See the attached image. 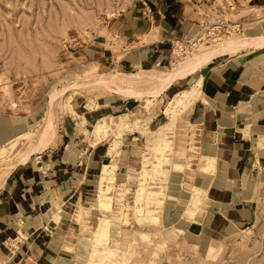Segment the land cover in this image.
I'll return each instance as SVG.
<instances>
[{
    "label": "rangeland",
    "instance_id": "rangeland-1",
    "mask_svg": "<svg viewBox=\"0 0 264 264\" xmlns=\"http://www.w3.org/2000/svg\"><path fill=\"white\" fill-rule=\"evenodd\" d=\"M153 1L157 2L0 0V127L12 124L21 129L13 137L17 140L12 150L0 154V179L17 162L16 156L37 142L48 125L51 124V140L69 122L83 142L93 144V126L107 122L113 129L97 143H105L108 150L116 139V122L122 115L128 126L118 139L115 183L110 191L112 208L106 214L110 222L109 244L127 251L133 247L125 264H158L165 259L173 264H264L262 246L258 244L251 250L248 230L242 232L240 242L233 238L230 242L209 245L205 254L208 259L201 256L199 246L195 253L188 248L191 236L184 228L188 218L184 209L192 184L189 172L193 171L192 163L196 160L192 156L190 165L185 162L195 149V128L190 124L189 112L198 95L188 105H176L175 122L165 129L171 143L170 149L164 151L168 156L167 179L163 182L157 178L165 185L164 202L157 209L160 221H144L139 225L134 208L141 170L144 164L151 168V163L156 161L153 144L158 129L170 121L163 110L176 92L193 82L189 76L192 73L184 72L176 76L167 90L159 92L158 84L147 74L176 70L187 56L216 45L219 37L227 40L263 33L264 0H179L178 10L184 9L185 17L194 24V33L187 37L173 36L163 59L144 69L124 71L117 65L129 46L123 45L122 23L137 8H142L143 15H153L156 6ZM12 140L0 144V149ZM104 160L97 169L85 172L89 179L86 190L78 195L71 211L78 233L76 258L72 259L75 264H87L92 257H103L98 252L95 256L91 254L97 246L92 230L102 214L97 207L95 181ZM151 185L157 188L158 184L149 177L146 186ZM135 229H152L150 241L138 238L130 245Z\"/></svg>",
    "mask_w": 264,
    "mask_h": 264
},
{
    "label": "crops",
    "instance_id": "crops-1",
    "mask_svg": "<svg viewBox=\"0 0 264 264\" xmlns=\"http://www.w3.org/2000/svg\"><path fill=\"white\" fill-rule=\"evenodd\" d=\"M156 1L150 17L137 8L122 23L123 45L129 46L117 65L124 71L163 59L173 36L195 31L184 9L179 12V0ZM185 73H192L193 82L201 78L189 112L196 135V161L189 173L192 185L204 189L206 196L183 225L192 238L188 248L195 253L199 246L208 259L209 245L233 238L240 242L248 230L251 250L260 244L264 255V46L217 53ZM17 128L0 127V144L18 135ZM82 140L66 122L55 140L15 162L0 179V264H75L78 233L71 211L86 190L85 172L97 169L107 155L105 143ZM208 157L215 164L210 173L199 169ZM70 199L69 212H62ZM158 264L173 263L165 259Z\"/></svg>",
    "mask_w": 264,
    "mask_h": 264
},
{
    "label": "bare ground",
    "instance_id": "bare-ground-1",
    "mask_svg": "<svg viewBox=\"0 0 264 264\" xmlns=\"http://www.w3.org/2000/svg\"><path fill=\"white\" fill-rule=\"evenodd\" d=\"M195 37H193L192 40H195ZM218 39H219V41L216 45H211V46L209 45V47L206 48V50L202 51L201 53L195 54L192 56L191 55L187 56L185 59L183 58L184 60L181 62V64H178L180 66H179V68L177 67L176 70L175 69H171L168 71H160L159 70V71L153 72L151 74L149 73V74H147V76H149L150 79H154L156 81V83L158 84L157 88H158L159 92L165 91L171 86L173 80H175L177 75H180L181 73L183 74V72H185V71L196 70V68L201 66L203 64V62L207 61L211 56H213L217 53H223V52L229 51L231 49H236V48H239V46L242 47V45L244 46V45L255 44V45L264 46V33L248 35V36L240 35L239 37H234V38H230L227 40H224L222 37H219ZM120 73L124 74L123 72H120ZM133 76L137 77L136 73H134ZM139 77H141V76H139ZM93 81L94 82H98V81L102 82V80H98V79H93ZM200 83H201V78H198L188 88L181 89L178 92H176L171 99L169 98L170 100L168 101L167 106L163 110V114H165L166 117H168L170 121L167 122L166 124L161 125V127L158 129V136L156 138V144L155 145L153 144V147L155 146L154 153H156L155 154L156 161H153L151 163V168H146V166H145L146 164H144L143 169L141 170V173H140L139 187L137 186L138 187L137 191L135 190L136 191V197L134 199L135 202L134 201L133 202L135 203L134 208H135V213H136V219H137V221H139L138 222L139 225L144 221H148V222L152 221L153 223L160 221V214L157 211V209L164 202L165 192L163 189H164L165 185L162 186V184H160V182L157 181V178L159 180L161 179L163 182H165L167 179L168 171H169V167L166 166V164L168 163L167 162L168 156L165 155L164 151L170 149V143H171V139L168 138L167 136H165V129L167 130V128L170 125L173 126L172 124L175 122V116L174 115L176 113V109H175L176 105H181V106L188 105L197 97V95H199ZM116 87H118L117 88L118 91L124 92L123 88H121L120 86H116ZM55 95H56V92L52 93L53 98L55 97ZM119 119H120V121L116 122V125H117L116 126L117 132H115L116 139H114L112 144L109 146V148L107 150V155H106L105 160L101 166L99 175L95 181L97 188H98L97 194H96L97 195L96 200H97V205H98L97 207H98V209L101 210L102 214L98 217L99 222H98L97 227L92 230V232L95 234V241H96L95 245H97V246L93 249L91 255L95 256L96 253L98 252V253L102 254L103 257H101V258L96 257V259L92 257V259L88 260L87 264H100L102 262H104L106 264H125L129 260L128 254L130 252L129 251L130 248L132 247V246H130V248L128 247L129 248V250H128L129 252H128L127 249L123 250V249H121L122 247L118 248L116 246H112L109 244V235H110L109 224H110V222H109V218L107 217L106 211H110V209L112 208V204H111L112 196L110 195V191H111V188L113 186V182L115 181V167H116V163H117L115 160V156L119 151L118 150L119 147L117 148L118 139L123 133L122 130L128 126V121H125L122 115L120 116ZM50 125H48L46 127V129L43 132H41V136L39 137L37 142H33V143L29 144L27 146V148L22 153H19V155L16 156L17 157V159H16L17 163L25 161L31 155V153H33L34 151L41 150L49 142H51V133L49 132ZM111 129H113V128L111 127V125L109 123L104 122V121L97 122L92 128L93 133L95 135V140L93 143L95 144V143L103 140L109 134V131ZM16 140H17L16 138L13 139L8 146H5V145L2 146L0 149V154L5 153V151H11L12 150L11 148H13V145L16 143L15 142ZM192 156H193V154H189V156H188L189 161L188 162L186 161L187 163L185 162V164L187 166L191 164L190 160H192ZM9 158L11 159V157H9ZM146 161L149 162L147 160V158H146ZM214 165H215L214 164V158L208 157L205 160V162L200 165L199 169H201L203 171H209V170L212 171V170H214V167H215ZM189 167H191V166H189ZM209 173H210V171H209ZM149 177L153 183L158 184V185H156L157 188H152V187H154V185L146 186V181ZM85 183H87V179H83L82 185ZM117 193H121V192H117ZM77 195H78V193H76V195L73 196L74 199ZM205 197L206 196H205V190L204 189L191 184L190 195L186 201L187 202L186 208L184 209L186 214L188 215V217L193 218L195 216L196 211L198 209H200L202 204L204 203ZM74 199L73 200L70 199L67 202H65L64 205L62 206V208H60V209H62L61 211L62 212L63 211L69 212V205H71L74 202ZM131 207H132V205H131ZM58 216H59V214L57 213V215L55 217H58ZM79 218H80V216H79ZM141 225H143V224H141ZM151 230H149V229H147V230L135 229L134 230L135 233L133 234V239L129 242V244L132 245L133 243H135L137 241L138 238H141L145 241H150L149 240V232ZM195 230H197V229H195ZM89 231H91V230H89ZM156 245H158V244H155V246ZM216 246H218V245H216ZM211 249H215V248L213 247ZM215 251H218V249H216Z\"/></svg>",
    "mask_w": 264,
    "mask_h": 264
}]
</instances>
